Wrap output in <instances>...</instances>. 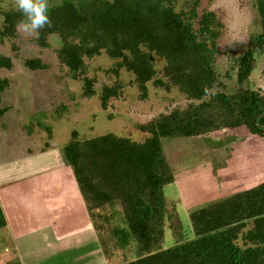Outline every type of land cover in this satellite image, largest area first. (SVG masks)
<instances>
[{
    "label": "trees",
    "instance_id": "trees-1",
    "mask_svg": "<svg viewBox=\"0 0 264 264\" xmlns=\"http://www.w3.org/2000/svg\"><path fill=\"white\" fill-rule=\"evenodd\" d=\"M190 1L186 11H176L170 0H63L48 7L51 26L41 29L38 38L31 37L30 43L44 49L50 36L59 38L54 55L71 80L82 82L83 100L96 95V80L88 77L86 61L102 53L114 61L105 73L115 78L121 70L130 73L140 100L146 99L149 83L165 91L175 88L186 100L184 107L137 125L145 135L140 142L112 133L79 139L72 131L61 156L89 213L113 202L120 205L127 235L142 253L123 264H264V182L190 213L193 237L150 253L163 235V188L174 182L162 141L241 127L264 138V96L249 88L223 91L215 69L219 23L214 12L199 14L198 0ZM256 10L261 33L251 46L261 48L264 0H256ZM2 17L0 39H15L20 13L10 9ZM155 59L163 62L159 70ZM23 66L32 72L47 69L39 58L25 59ZM232 66L236 86L247 85L252 49ZM11 68V58L0 54V70ZM9 86L8 79L0 78V120L8 110L1 106V94ZM122 92L118 80L103 85L100 109L106 111L110 100ZM42 128L50 134L48 127ZM5 226L0 209V229ZM117 233L113 232L115 238Z\"/></svg>",
    "mask_w": 264,
    "mask_h": 264
},
{
    "label": "rangeland",
    "instance_id": "rangeland-1",
    "mask_svg": "<svg viewBox=\"0 0 264 264\" xmlns=\"http://www.w3.org/2000/svg\"><path fill=\"white\" fill-rule=\"evenodd\" d=\"M62 1L47 0L48 7ZM170 1L176 11H186L191 5L190 0ZM198 2V13L212 11L219 23L217 31L220 36L216 40L219 53L215 56V69L223 91L234 93L249 88L264 96V45L261 48L251 46L261 33L256 0ZM10 9H16L15 0H0V29L2 13ZM30 38L17 31L13 40L0 39V54L12 60L9 71L0 70V78L10 82L8 89L1 94V106L8 110L0 120V176L6 178L9 173L28 170L36 163L41 165V160H44L42 163L56 161L55 153L61 154L72 131L77 132L79 139L112 133L140 142L145 135L136 129L137 125L186 105L185 98L177 89L165 91L153 87L151 83L147 84L146 99L140 100L130 73L121 70L118 78L105 73L111 69L114 61L103 53L86 61L88 77L96 80V95L90 100H83L82 82L71 80L54 55V51L60 47L59 38L50 36L49 47L44 49L34 47ZM251 49L253 70L248 84L238 88L233 61ZM32 58L41 59L47 69L35 72L27 70L23 61ZM154 63L157 70L163 66L158 59ZM116 80L123 84L122 95L118 99H111L108 109L103 111L98 99L100 89L103 85H112ZM43 126L49 128L50 134ZM162 144L171 169L173 166L172 173L177 184L174 181L163 188V235L150 253L192 238L190 213L264 182V138L250 134L245 128L224 129L196 138L164 139ZM44 153L46 160L42 155ZM68 175H71L69 168ZM217 184L218 194L213 203L211 188ZM89 215L95 230V248L83 252L82 246L78 250L66 247L67 251L61 252L64 244L53 248L41 246L39 235L55 225L36 224L35 235H31L29 242L28 251H33L32 255H28L29 260L22 259L19 251L13 248L5 252L7 241L0 240V264H123L141 257L137 244L127 235L118 202L107 204ZM115 230L120 232L116 238L113 236ZM2 231L0 234L4 233ZM237 244L242 246V240H238Z\"/></svg>",
    "mask_w": 264,
    "mask_h": 264
},
{
    "label": "crops",
    "instance_id": "crops-1",
    "mask_svg": "<svg viewBox=\"0 0 264 264\" xmlns=\"http://www.w3.org/2000/svg\"><path fill=\"white\" fill-rule=\"evenodd\" d=\"M59 153H55L56 161L42 163L44 160H41V165L36 163L28 170L9 173L6 178L0 176V209L6 222V226L0 229L4 231L0 234V240L7 241L4 245L5 252L13 248L19 251L22 259L29 260L33 252L28 251L29 242L31 235H35L36 224L55 225L53 229H45L39 235L41 246L53 248L64 244L61 252H66V247L78 250L82 246L83 252L95 248L94 225L90 221L72 171L68 167L71 171V175H68V168ZM42 155L46 160L45 153ZM169 166L171 169L170 163ZM174 181L176 183L175 179ZM218 189V184L211 188V200L217 196ZM25 225L28 227L24 228Z\"/></svg>",
    "mask_w": 264,
    "mask_h": 264
},
{
    "label": "clouds",
    "instance_id": "clouds-1",
    "mask_svg": "<svg viewBox=\"0 0 264 264\" xmlns=\"http://www.w3.org/2000/svg\"><path fill=\"white\" fill-rule=\"evenodd\" d=\"M15 8L21 15L16 24L18 32L38 38L41 29L51 26L47 0H15Z\"/></svg>",
    "mask_w": 264,
    "mask_h": 264
}]
</instances>
